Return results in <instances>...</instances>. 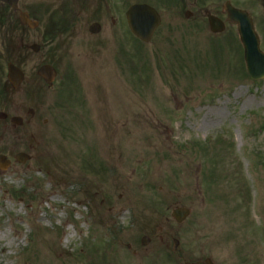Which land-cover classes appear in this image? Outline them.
Masks as SVG:
<instances>
[{"label":"rangeland","instance_id":"1","mask_svg":"<svg viewBox=\"0 0 264 264\" xmlns=\"http://www.w3.org/2000/svg\"><path fill=\"white\" fill-rule=\"evenodd\" d=\"M127 8L95 36L82 11L52 41L50 12L31 13L35 29L0 28V55L24 72L12 92L0 60V264H183L214 250L264 264V79L247 75L235 29L163 20L142 43ZM45 62L51 87L36 75Z\"/></svg>","mask_w":264,"mask_h":264},{"label":"flooded vegetation","instance_id":"2","mask_svg":"<svg viewBox=\"0 0 264 264\" xmlns=\"http://www.w3.org/2000/svg\"><path fill=\"white\" fill-rule=\"evenodd\" d=\"M133 4H147L153 7L161 18L159 27L165 20L166 28L169 31L170 29L175 30V33H183L187 28H195L210 36L226 31H230L232 34L231 29L236 28V24L229 17V11L232 10L247 13L255 29L261 30L264 24L263 0H17L16 8H12L10 3L0 0V28H4V31L17 28L18 14L21 12H26L30 18L31 13L44 16L50 12L47 15V19H49L47 26H51V30L50 34L45 32L44 37L47 41H52L56 34L64 33L76 19L77 12L82 11L87 16L88 33L95 36L105 28L106 21L109 20L112 23V28L115 26L116 19L113 13L117 15L123 11L124 7H130ZM210 21L215 27L222 26L223 31L212 33ZM21 29L29 30L25 26ZM9 55L7 53L2 55L3 57L0 56V60L6 63L12 62L18 67L22 66V63L17 59L12 60ZM167 254L170 258L171 252ZM196 261L205 264L206 262H208L207 264H232L230 259L221 261L217 250L208 254H204L203 251ZM242 264H261V259L255 257L253 262L245 260Z\"/></svg>","mask_w":264,"mask_h":264},{"label":"water","instance_id":"3","mask_svg":"<svg viewBox=\"0 0 264 264\" xmlns=\"http://www.w3.org/2000/svg\"><path fill=\"white\" fill-rule=\"evenodd\" d=\"M15 6V5H13ZM235 20L238 23L239 39L243 46V58L246 66V70L249 76L254 79L264 78V53L260 51L258 45V39L253 31L252 23L249 18L242 13L235 14ZM22 24H28L31 27L35 26L34 22H30L27 14L21 13L19 16ZM126 19L128 27L131 32L139 38L141 41L147 43L152 37V34L159 23V18L156 12L147 5H134L131 6L126 12ZM213 29V28H212ZM213 31H215L213 29ZM34 51H37L35 45L32 46ZM37 74L42 76L48 85H51L53 78L55 77V70L50 65H43L37 70ZM22 73L14 67L12 64L7 65V78L13 88H17L22 80ZM6 115L0 112V118H5ZM11 121L15 125H19L22 122L20 117H12ZM23 158V154L20 155ZM5 158L0 156V168L5 167ZM190 211L184 207H177L171 211V216L176 222L181 223L189 215ZM147 237L142 238V243L145 244ZM178 241L174 240L175 247ZM192 264H203L201 262H195Z\"/></svg>","mask_w":264,"mask_h":264},{"label":"bare ground","instance_id":"4","mask_svg":"<svg viewBox=\"0 0 264 264\" xmlns=\"http://www.w3.org/2000/svg\"><path fill=\"white\" fill-rule=\"evenodd\" d=\"M3 237H5L6 236V234L5 233H3V235H2ZM67 237V236H66ZM14 242V239L13 238H11L10 239V243H13Z\"/></svg>","mask_w":264,"mask_h":264},{"label":"trees","instance_id":"5","mask_svg":"<svg viewBox=\"0 0 264 264\" xmlns=\"http://www.w3.org/2000/svg\"><path fill=\"white\" fill-rule=\"evenodd\" d=\"M2 95H3V91L2 89H0V97H2Z\"/></svg>","mask_w":264,"mask_h":264}]
</instances>
